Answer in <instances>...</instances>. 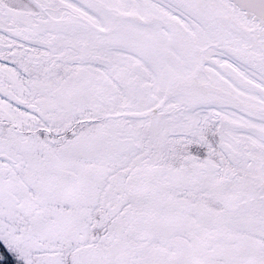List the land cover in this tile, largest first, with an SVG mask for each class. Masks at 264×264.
<instances>
[{"label":"snow or ice","instance_id":"obj_1","mask_svg":"<svg viewBox=\"0 0 264 264\" xmlns=\"http://www.w3.org/2000/svg\"><path fill=\"white\" fill-rule=\"evenodd\" d=\"M0 264H264V0H0Z\"/></svg>","mask_w":264,"mask_h":264}]
</instances>
